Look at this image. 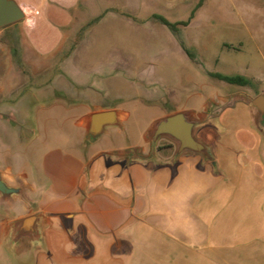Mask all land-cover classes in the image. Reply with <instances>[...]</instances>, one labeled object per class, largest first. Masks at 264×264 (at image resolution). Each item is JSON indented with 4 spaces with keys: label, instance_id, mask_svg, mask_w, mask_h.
I'll use <instances>...</instances> for the list:
<instances>
[{
    "label": "crops",
    "instance_id": "crops-1",
    "mask_svg": "<svg viewBox=\"0 0 264 264\" xmlns=\"http://www.w3.org/2000/svg\"><path fill=\"white\" fill-rule=\"evenodd\" d=\"M139 1L132 4V12L146 5ZM195 1L203 2L199 11L208 2ZM82 6L81 10L64 4L62 14L44 7L41 23L45 16L72 17L75 11L76 17H115L117 22L120 18L122 25L124 10L130 9L123 0H84ZM21 7L28 17L30 12ZM182 12L177 15L183 16ZM74 46L82 48L80 57L92 48L90 44ZM60 76L49 80L55 87L31 88L34 102L17 106L19 114H35V121L26 120L27 137L16 140L17 145L13 135L7 140L10 143L0 141V172L9 185L24 187L31 201V205L21 199L0 203V264H264V136L247 103L226 107L212 125L197 133L212 148L214 164H204L196 155H184L169 164L175 152L170 149L168 155L159 153L162 163L130 164L110 161L112 152L81 156L54 149L46 151L39 170L33 172L21 152L40 144L37 101L52 105L59 91L74 107H85L79 121L85 129V116L92 113L118 110L123 122L129 117L120 103L106 104L122 101L123 88L107 91L95 75L75 85ZM7 104L0 106L4 128L0 129L10 133L3 115L15 116L17 111H11L15 105ZM176 110L170 114L185 111ZM10 155L16 157L14 164ZM33 214L45 219L43 246L32 249L25 244L14 256L7 246L9 226Z\"/></svg>",
    "mask_w": 264,
    "mask_h": 264
},
{
    "label": "rangeland",
    "instance_id": "rangeland-1",
    "mask_svg": "<svg viewBox=\"0 0 264 264\" xmlns=\"http://www.w3.org/2000/svg\"><path fill=\"white\" fill-rule=\"evenodd\" d=\"M15 1L30 14L0 29V106L5 102L15 105L11 110L15 112L18 105L33 103L31 88L55 87L56 83L49 80L58 75L74 85L86 76L95 75L101 77L100 85L106 86L107 91L117 88L126 91L122 101L106 104L120 103L129 113L128 119L122 121V128L110 127L90 142L86 140V129L79 126L85 107H74L59 91H55L52 105L37 101L34 107L41 127L40 144L24 147L21 152L33 172L39 170L37 166L46 151L54 149L81 156L123 152L135 147L148 153L147 130L171 111L194 110L197 118L207 114L213 121L228 106L250 103L246 97H237L229 103L226 98L244 94L255 99L264 95V0H207L204 9H196L197 12H192L197 5L195 0H140L141 5H146L137 13L131 10L137 0H123L130 6V12L124 10L122 25L120 18L117 22L115 17H76L75 11H71L72 17L45 16L41 23L42 8L62 14L60 8L64 4H75L82 10L84 0ZM96 5H100L98 1ZM180 9L183 16L177 15ZM95 10L102 12L100 8ZM154 14L164 17L174 27L165 25ZM187 21L188 25L181 24ZM32 25L35 28L28 29ZM75 44L84 47L90 44L92 48L80 57L82 48ZM25 61L32 63L26 65ZM221 76L242 77L247 85L230 84ZM31 77L37 79L30 80ZM207 102L213 105L210 112L206 111ZM252 112L254 118L255 111ZM13 114L3 115L4 123L13 132L5 133L3 125L0 126L3 128L0 133H4L0 135L2 144L10 143L7 140L12 135L15 144L16 140L27 137L26 120L35 119V114L18 111ZM175 148L166 139L158 145L161 156L168 155L169 149L174 152ZM11 157L14 164L16 157Z\"/></svg>",
    "mask_w": 264,
    "mask_h": 264
},
{
    "label": "water",
    "instance_id": "water-1",
    "mask_svg": "<svg viewBox=\"0 0 264 264\" xmlns=\"http://www.w3.org/2000/svg\"><path fill=\"white\" fill-rule=\"evenodd\" d=\"M26 18V13L15 0H0V29L16 24ZM237 97L250 100L249 106L255 111L254 121L264 136V95L255 99L244 94H237L226 98L229 103ZM208 105V106H207ZM206 111H212L213 105L207 102ZM121 112L109 110L92 113L85 118L86 140L93 142L107 132L110 127L122 128ZM212 122L209 115L197 118L194 110H185L167 115L152 123L145 134V141L150 145L148 155L143 154L142 148H129L123 152L115 151L108 154L112 162L126 160L127 163H155L164 162L159 157L158 145L162 139L168 140L176 148L172 158L168 161L174 165L184 155L200 156L204 164H214L215 156L210 146L197 138L198 130ZM15 199L27 201L31 205L27 191L22 186H11L0 172V203L7 205ZM45 219L42 214H33L17 220L9 226L7 246L11 254L18 255L25 244L32 249H40L44 243Z\"/></svg>",
    "mask_w": 264,
    "mask_h": 264
},
{
    "label": "trees",
    "instance_id": "trees-1",
    "mask_svg": "<svg viewBox=\"0 0 264 264\" xmlns=\"http://www.w3.org/2000/svg\"><path fill=\"white\" fill-rule=\"evenodd\" d=\"M202 1L199 3V5L197 6L196 9H198L199 7L202 6ZM194 16V14L191 16V18ZM158 19H160L165 25L170 26V27H174L173 24H171L168 20H166L164 17L158 16ZM190 21V20H189ZM189 21L187 22H182V25H188ZM221 79H224L225 81H227L228 83L232 84V83H236V82H240L241 84L247 85V82L242 78V77H223L221 76Z\"/></svg>",
    "mask_w": 264,
    "mask_h": 264
}]
</instances>
